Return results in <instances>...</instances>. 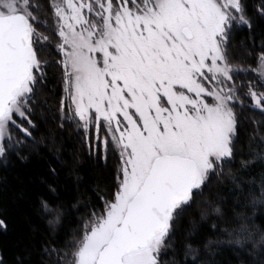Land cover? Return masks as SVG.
Returning a JSON list of instances; mask_svg holds the SVG:
<instances>
[{
	"label": "snow or ice",
	"instance_id": "1",
	"mask_svg": "<svg viewBox=\"0 0 264 264\" xmlns=\"http://www.w3.org/2000/svg\"><path fill=\"white\" fill-rule=\"evenodd\" d=\"M47 7L50 19L40 0H0V163L27 160L24 149L37 143L36 97L50 66L40 53L51 43L41 28L59 38V128L73 127L90 157L107 162L111 149L119 163L102 209L72 229L70 241L45 242L46 264H219L225 248L244 252L241 264H264L259 122L241 174L225 175L236 156L237 109L264 114V44L258 83L237 82L249 70L230 58L234 32L254 26L245 0H49ZM257 11L264 18V0ZM214 177L232 187L199 209L210 234L200 238L193 223L178 240L177 222ZM65 208L41 200L49 224L67 220ZM0 229L7 230L3 219Z\"/></svg>",
	"mask_w": 264,
	"mask_h": 264
},
{
	"label": "rangeland",
	"instance_id": "2",
	"mask_svg": "<svg viewBox=\"0 0 264 264\" xmlns=\"http://www.w3.org/2000/svg\"><path fill=\"white\" fill-rule=\"evenodd\" d=\"M40 3L44 6L45 10L49 14V19L51 18V9L47 7L48 4H44L42 0H40ZM262 0H245V5L247 9L248 15L253 20V29L250 32L246 27L237 29L233 37L231 39L230 45H229V52H230V58L233 64L239 65L242 69H248L249 71L247 73L242 72L237 77V82H243L245 85L249 81L253 83L259 82V73L256 71L259 67V56L258 53H261V45L264 44V26H261L262 21H264V18L259 16L258 14V8L261 6ZM41 31H45V34L50 37L51 43L47 45V50L40 53L43 57L50 58L49 60H58L59 56L56 51L55 45L59 42L58 36L50 31L45 30L41 28ZM257 58V59H256ZM258 60V64L255 65V62ZM255 65V66H254ZM47 77L48 79H51V81H48V91L51 92V97L53 98L54 105L58 108L60 106V101L63 96V85L62 80L57 73L51 69L47 68ZM53 74V75H51ZM52 76V77H51ZM59 76V77H58ZM53 80H56V83H53ZM47 81V79H46ZM46 81L42 84V88L40 87L38 93H37V102L41 100L40 97L44 92H47V86L45 85ZM45 85V86H44ZM44 86V88H43ZM246 91V87L242 90ZM43 92V93H42ZM243 98V97H242ZM251 101L247 100L246 104H250ZM56 110V109H55ZM237 112L239 114V138L237 140L236 145V158L234 161L226 165L225 169V175L228 174V169H231V173L234 175H240V163L242 159L248 158V150H249V139L254 135L256 131L257 125H254L253 121L259 122L258 127L261 135H264V114H262L259 111H254L249 107H244L243 109L238 108ZM43 111L38 114V119L41 120L44 117ZM42 116V117H41ZM33 117H36L33 116ZM38 130L35 131V138H36V145L37 146H43L46 147V141H47V134L46 132H42L41 127L38 123H36ZM27 126V125H25ZM65 128L67 131H75V129L71 130L72 127H69L68 125H65ZM41 129V130H40ZM76 132V131H75ZM19 135V133H16ZM259 138L257 137V141ZM54 142V140H53ZM35 145V146H36ZM36 146L37 153L38 149ZM32 146L30 145V148ZM30 148H26L23 151V155H26L28 157V154ZM28 149V150H27ZM114 153L111 149L108 151L107 159L108 161L105 162L104 159H102V155L100 156V159L98 163L100 164L103 169L108 166V163H111L112 159L111 156ZM51 156L53 155L52 152H50ZM95 155L94 158L90 157L89 154L85 158V163L92 162L96 163ZM56 162L49 163L50 171L51 169H56V174L54 175L55 181H52V184L50 182H47L48 184L44 186L43 188H39L37 190L36 186H34L35 190L33 188L31 190H28V195L31 197L28 202H23L19 207V209H15V215L10 218V224L7 222V230H2L0 235V246L3 248L5 252V258H6V264H17V258L23 261V264H37L33 258L28 253L27 249V239H26V223L28 221L35 223L39 225L44 231H47V233L53 237L54 241L59 245L62 243V241L59 240L57 234H58V223L49 224V219L52 217L46 216L41 211V200H49V201H56L58 203H63L66 208L65 210L69 213L68 219L65 221L60 222L61 226H70V220L74 217H77L80 213L90 214L92 211H100L103 206V202L100 199V197H108L111 193L108 185L105 183V180L101 177L98 172L93 170V165L86 166L85 171L83 173L79 172L76 173L77 169H73L74 165L76 167L79 165H84L85 163L82 162V159L79 160V163L73 162L76 164L70 165L71 159L70 157L64 158L60 157V162H57V159H55ZM70 160V162H69ZM26 162H28V158L25 161H21L18 159L15 155H13L10 159V162L7 165H4L3 163H0V184L2 182H5V185H8L11 180V187L10 191L2 192L3 194V200L1 198V201L3 203L13 202L16 196H19L22 194V191L24 190L25 185H21L20 183V176L15 175V172L13 171L16 169L19 165H24ZM97 163V164H98ZM79 164V165H78ZM112 166V165H111ZM59 167V169H58ZM73 169V170H72ZM261 169L259 165L253 167L251 171L247 173V177L251 178L254 176L257 172H259ZM57 171H60L61 173H64V177L66 179L72 178L73 183H71L70 186H65L62 188L63 185V178L60 177L59 173L57 175ZM115 175V173H113ZM18 177V179H17ZM77 177H79V182L77 181ZM15 178V179H14ZM57 179V180H56ZM70 180V179H69ZM222 181V180H221ZM217 182L215 177L213 178V184L210 189H206L205 192H211V197H216V191L219 189L222 184H225L226 186H221V193L224 195L223 198H227L228 191L231 189V184L228 183L227 180H223L222 182ZM66 182V181H65ZM258 182V181H257ZM43 183V182H42ZM65 184V183H64ZM79 184H82L81 186H78ZM55 187L56 191L55 193L51 192L49 190V187ZM57 187H60L62 189V192H58ZM216 187V188H215ZM65 188V189H64ZM4 191V189L2 190ZM92 191V192H90ZM91 193V194H90ZM220 197V195H218ZM66 198V199H65ZM222 198V197H221ZM197 200L201 201V204L198 206L196 205V208L193 210V216L189 219L188 227L192 228L193 223L196 224V226L200 229L201 227L206 230L208 233V223L207 220H201L200 219V212L199 209L203 207V202L205 199H202L201 197H198ZM34 203V205H33ZM70 203V204H69ZM12 205V204H11ZM32 205V206H31ZM77 206L78 210H74L73 206ZM194 207V204L192 205ZM227 207V206H225ZM3 208L0 206V214L2 212ZM182 218V217H181ZM179 219L176 226V233L178 234V229H181V223L182 219ZM211 219H214L212 217ZM218 223H222L218 221ZM72 230V227H70V231ZM204 232V230H203ZM210 234V233H208ZM230 251V255H233L236 257L238 263L241 264L242 261H247L249 258L244 252H240L239 254H236L232 249L225 248L223 250ZM222 252V253H223ZM172 253L169 255L166 254L163 259L165 261H171L172 259ZM222 254L218 255L216 257V260L219 262V264H222ZM177 259H182L179 255L177 256ZM232 264V262H231Z\"/></svg>",
	"mask_w": 264,
	"mask_h": 264
},
{
	"label": "trees",
	"instance_id": "3",
	"mask_svg": "<svg viewBox=\"0 0 264 264\" xmlns=\"http://www.w3.org/2000/svg\"><path fill=\"white\" fill-rule=\"evenodd\" d=\"M43 3L46 5L49 3V0H42ZM263 23H261V26H264V21H262ZM261 53H258V56ZM257 59V58H256ZM56 60H49L50 66L48 67V69H51L53 71H55L57 73V75L60 76L61 78V71L59 69V66L56 64ZM258 64V60L255 62V65ZM254 65V66H255ZM53 75V74H51ZM58 76V77H59ZM52 77V76H51ZM48 81H51V79H48L47 77V81L45 83V85L47 86L46 90L47 92H42L43 94L40 96L42 99L39 100V102H37V107L35 110V115L36 117H33V120L35 123H38L39 126L42 129V132H46V136H47V141H46V147L43 146H37V153H35L36 151V146H34V150H29V151H34V152H30V154H28V162H26L24 165H19L16 169H14L13 171L15 172V175H19L20 176V183L21 185H25L24 190L22 191V194L19 196H16V198L14 199V201L11 203H3V201H1V198L3 200V194H1L2 192L5 193V191H10V187H11V180L9 182L8 185H5V182H2L0 184V206H2L3 210L0 214V219H3L6 223L8 222L9 224L10 222V218L13 217V215H15V209H21L19 206L27 201H31L30 200V196L28 195V190H31L33 188V190H35L34 186H36L37 190H39V188H43L44 186H46L48 183L50 182L52 184V181H55V177L52 174V172L50 171L49 168V163H54L56 162V155L59 154L61 158H64L66 160V158L70 157L71 162L70 165L72 164H76L77 162L79 163V160L82 159V162L85 163L86 161V157L88 156V148L87 145H85L84 143H82L83 137L82 136H78L77 133L75 131H67V129L64 127L63 130H61L59 128V123L60 121L57 119V117L59 116V109L60 106L57 108L56 105H54V101L53 98L51 97V92L48 91V86L49 84L47 83ZM53 83H56V80H53ZM44 85V86H45ZM43 86V88H44ZM42 88V87H41ZM56 109V110H55ZM44 113V115H42L44 118L41 120L38 119V114L40 112ZM34 115V116H35ZM41 116V117H42ZM40 129V130H41ZM74 128L72 127L71 130H73ZM36 130H38V128H36ZM35 130V131H36ZM35 131L33 132V135L35 137ZM20 135V133H19ZM53 137H54V142H53ZM29 145H31V142L29 141ZM28 150V149H27ZM50 152L53 153V155L51 156ZM111 163H108V166L105 167L103 169V167L100 166V164L98 163L99 158L96 159V163L92 162V164H90L91 162L85 163L83 166L79 165L75 167V165L73 166V169H77L76 173L74 172V174H77L79 172L83 173V171H85L84 169H86V166L88 165H93V170L98 172L100 175H102L101 177L105 180V183L108 185V188L110 190V192L114 191V181H115V175H116V168L118 166V157L115 153H111ZM102 155V159L103 158V154ZM75 156V160H72V157ZM95 154H93L91 157L94 158ZM236 158V157H235ZM109 159V158H108ZM107 159V161H108ZM105 161V160H104ZM76 162V163H73ZM98 163V164H97ZM112 165V166H111ZM59 169V167H58ZM72 169V170H73ZM60 175V177L62 176L63 178V187H67L70 186L71 183H73L72 178L69 177V179H66L64 177V173H61L60 171H57V175ZM113 173H115V175H113ZM15 179V178H14ZM18 179V177H17ZM57 180V179H56ZM80 180V179H79ZM66 181V182H65ZM223 181V180H222ZM221 181V182H222ZM43 182V183H42ZM46 184V185H45ZM74 184V183H73ZM223 186H226L225 184H222ZM221 185V186H222ZM78 186L82 187V184H79ZM221 186H219L220 188L215 190L216 191V195H220V197L223 198V194L221 193ZM216 188V187H215ZM4 189V191H2ZM58 192H62V189H60V187H57ZM65 189V188H64ZM32 191V190H31ZM92 192V191H90ZM93 193V192H92ZM91 194V193H90ZM209 197H211V192H204L203 197H201L202 199H205V201H207L209 199ZM66 199V198H65ZM202 201V200H201ZM201 201L197 200L196 203H194V207H191V209H189L183 216H182V223L180 224L181 229H178L176 233V238L179 240L183 237L184 233L187 230H190L191 228L188 227L189 224L188 221L189 219L193 216V210L196 208V205H200ZM204 202H203V206H204ZM12 204V205H11ZM70 204V203H69ZM34 205V203H33ZM32 206V205H31ZM88 215L85 213H80L77 217H74L70 220V226H61V224L58 223V238L60 241L64 242V241H70L72 239V237L70 235H68V233L70 232V227H72V229L74 228H79L82 225V221L83 219H87ZM26 239H27V249H28V253L31 256V258H33L35 260V262L37 264H46L47 261V257H44L42 254V247L45 244L46 241H54L53 237H51L47 231H44L39 225L32 223L30 221H28L26 224ZM3 229H0V235H1V231ZM204 230V232H203ZM208 234L206 232V230L204 229V227L200 228V238L203 237V235ZM171 254V252H169V255ZM0 257L3 258L5 264H6V258H5V252L3 250V248L0 246ZM222 259H220V261H222V264H237L238 261L236 259L235 256L230 255V251L226 250L222 253Z\"/></svg>",
	"mask_w": 264,
	"mask_h": 264
}]
</instances>
